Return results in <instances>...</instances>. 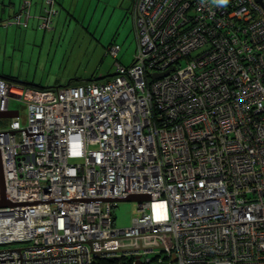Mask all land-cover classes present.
Masks as SVG:
<instances>
[{
  "label": "built area",
  "instance_id": "2783aa9c",
  "mask_svg": "<svg viewBox=\"0 0 264 264\" xmlns=\"http://www.w3.org/2000/svg\"><path fill=\"white\" fill-rule=\"evenodd\" d=\"M1 2V0H0ZM31 0L0 25L26 28ZM50 30L57 0H44ZM105 82L0 78V264H264V0H133ZM165 72H167L165 74ZM156 75V76H155ZM137 201L115 225L122 198Z\"/></svg>",
  "mask_w": 264,
  "mask_h": 264
},
{
  "label": "rangeland",
  "instance_id": "374dc122",
  "mask_svg": "<svg viewBox=\"0 0 264 264\" xmlns=\"http://www.w3.org/2000/svg\"><path fill=\"white\" fill-rule=\"evenodd\" d=\"M129 6L126 17L122 18V11L123 15L126 12L122 8L114 12L96 1L92 8L84 10L85 16L78 10L67 22L54 24L50 30H32L26 35L20 30L24 28L14 24L0 25V73L11 74L15 79L9 80L17 86L39 90L56 91L93 80L105 82L115 70L114 59L105 54L110 44L120 46L118 61L124 65L132 61L137 41L130 16L132 6ZM13 13L7 9L4 21L10 20ZM14 28L19 29L18 33L12 34ZM5 124L7 120L0 118V127ZM112 210L118 228L129 227L138 215L136 201L119 202ZM21 244H4L0 249Z\"/></svg>",
  "mask_w": 264,
  "mask_h": 264
},
{
  "label": "crops",
  "instance_id": "0c3cea01",
  "mask_svg": "<svg viewBox=\"0 0 264 264\" xmlns=\"http://www.w3.org/2000/svg\"><path fill=\"white\" fill-rule=\"evenodd\" d=\"M21 1L22 0H19L17 2L18 6H19V3ZM96 1L102 2L104 7H109L114 12L118 10L116 8H119V9L122 8L124 11H126V10L128 11V8L130 7L129 5L131 4V6H132L131 2H133V0H127V1H125V0H57V5H58L60 10H59L58 15L54 18V21H55L54 24L57 25V24L67 22V19H69V16L71 14H75L76 11H78V10L81 11L84 15V10L85 9L88 10V9H90V7L92 8L93 3ZM15 2H16V0L15 1L14 0H1V2H0V22L4 20L5 13H6L7 9H9V11H11V12H14V13L16 12V10L18 9V6H17V9L15 10V7H16ZM31 3H32V5H31L30 10H31L32 15L28 21L29 25L24 29H20L19 28L20 26L18 27L20 30H22V32H21L22 34L30 33L32 30L39 29L38 28L39 22H38L37 16L42 14L41 8H42L43 0H31ZM127 11L124 13V15H123V11H122V18H123V16L126 17ZM83 15L81 14L80 16L82 17ZM8 17H10V15ZM71 18H74V17L71 16ZM21 28H23V27H21ZM19 29L14 28L12 34L14 32H17ZM0 50H1V47H0ZM0 77L8 83H12V84L16 85L12 81H10V80L15 79L11 74L0 73Z\"/></svg>",
  "mask_w": 264,
  "mask_h": 264
},
{
  "label": "water",
  "instance_id": "95a60500",
  "mask_svg": "<svg viewBox=\"0 0 264 264\" xmlns=\"http://www.w3.org/2000/svg\"><path fill=\"white\" fill-rule=\"evenodd\" d=\"M167 72H165L166 74ZM156 76V75H155ZM13 115H16L15 111H11V112H0V118H3V119H8V118H11V116ZM1 190H2V198L0 200V206H3V205H12V203L8 202L6 197H5V190L3 189V184H1ZM149 196H144V195H134V196H128L126 198H122V200H120L121 202L122 201H142V200H146L148 199Z\"/></svg>",
  "mask_w": 264,
  "mask_h": 264
},
{
  "label": "trees",
  "instance_id": "16d2710c",
  "mask_svg": "<svg viewBox=\"0 0 264 264\" xmlns=\"http://www.w3.org/2000/svg\"><path fill=\"white\" fill-rule=\"evenodd\" d=\"M43 2H44V0H43ZM58 8H59V7H58ZM59 10H60V9H59ZM110 45H111V44H110ZM110 45H109V46H110ZM118 55H119V54H118ZM0 78H1V77H0Z\"/></svg>",
  "mask_w": 264,
  "mask_h": 264
},
{
  "label": "clouds",
  "instance_id": "9594fccd",
  "mask_svg": "<svg viewBox=\"0 0 264 264\" xmlns=\"http://www.w3.org/2000/svg\"><path fill=\"white\" fill-rule=\"evenodd\" d=\"M222 2H223V0H222Z\"/></svg>",
  "mask_w": 264,
  "mask_h": 264
}]
</instances>
